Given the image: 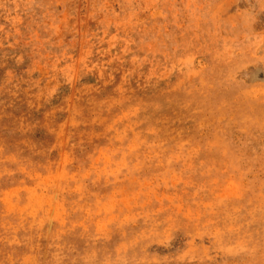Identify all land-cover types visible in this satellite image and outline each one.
<instances>
[{"label": "rangeland", "instance_id": "374dc122", "mask_svg": "<svg viewBox=\"0 0 264 264\" xmlns=\"http://www.w3.org/2000/svg\"><path fill=\"white\" fill-rule=\"evenodd\" d=\"M0 264H264V0H0Z\"/></svg>", "mask_w": 264, "mask_h": 264}]
</instances>
